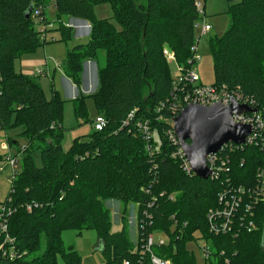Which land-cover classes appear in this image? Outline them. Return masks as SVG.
Returning <instances> with one entry per match:
<instances>
[{
  "label": "trees",
  "instance_id": "obj_1",
  "mask_svg": "<svg viewBox=\"0 0 264 264\" xmlns=\"http://www.w3.org/2000/svg\"><path fill=\"white\" fill-rule=\"evenodd\" d=\"M49 1L0 0V130L23 126L29 141L19 152L25 155L22 167L3 202L16 256L10 260L0 255V264H81L73 247L66 250L61 244V232L71 228L96 230L104 242L105 264L134 262L140 244L133 247L129 237V204L137 206L138 219L143 211L151 216L138 222L139 238L157 230L168 235V244L153 251L171 264H196L185 249L195 236L208 242L212 254L203 264H264V193L254 201L249 191L264 163V128L252 143L223 150L227 169L216 178L202 179L187 173L180 158L172 156L177 147L168 137L171 116L167 108L160 109L172 88L163 49L169 47L178 66H188L200 19L197 0H51L61 24L67 17L90 24L88 39L65 56L64 73L75 87L80 90L82 62L97 60L99 51L105 57L97 67L98 87L91 97L107 124L102 130L92 128L85 140L74 139L68 152L60 144L59 91L51 85L52 97L47 99L37 79L15 68L16 59L54 40H42V31L33 23L36 9L47 22ZM226 1L229 27L220 38H209L212 85L247 98L262 111L264 123V0ZM106 2L118 27L93 14L95 5ZM61 24V39H69L70 28ZM71 101L76 119L82 121L87 116L84 95ZM131 110L134 121L147 120L154 128L151 140L138 134L132 121L124 124ZM4 140L11 148L13 140L17 144L9 137ZM30 148L39 150L41 167L34 164ZM5 154L0 148L1 163ZM109 199L123 204L122 228L114 232L105 206ZM228 199L237 202L233 225L212 233L207 213ZM249 221L254 223L251 230ZM2 239L0 233V244Z\"/></svg>",
  "mask_w": 264,
  "mask_h": 264
},
{
  "label": "rangeland",
  "instance_id": "obj_2",
  "mask_svg": "<svg viewBox=\"0 0 264 264\" xmlns=\"http://www.w3.org/2000/svg\"><path fill=\"white\" fill-rule=\"evenodd\" d=\"M48 0H43V2L47 5ZM204 5L205 17L204 22L211 26V30L206 31V33H202V26L200 23L195 24V40L197 44L196 54H198L199 59L195 63V68L199 77V81L204 86H210L213 84V70L211 68L212 57L209 50V38L210 37H221L225 33V31L229 27V16L227 14V1L226 0H199ZM44 5V6H46ZM93 14L100 19H110L117 27L118 25L115 22L112 8L109 3L97 4L93 7ZM39 14H36L34 17H38ZM46 17L48 19L54 18V3L50 0L48 2V6L46 8ZM34 23V22H33ZM35 28L38 29L39 26L35 24ZM50 31L47 32V38L50 39ZM54 40L46 43L45 47H48L49 51H46L44 56L43 46H38L36 49V53H38V57L41 60H48L50 66L55 68V75L53 78L54 87L57 88L60 92L61 99L63 102L62 106V138L60 144L62 149L65 152H68L70 147L73 145V140L78 139L80 141L87 139L89 134L91 133L92 123L97 116L96 107L94 105V101H92L91 92H87L84 94V101L86 105V115L82 121L76 119L73 111V101H71L70 94H66L67 85L65 83H61V78L64 76L61 72V68L64 63V58L66 55L67 48H73V44L71 40H62L60 32L54 30L53 32ZM86 40V39H85ZM169 48V47H168ZM33 53V52H32ZM27 53L23 54L19 59L15 60V68L16 70H20V62L25 59V55L32 54ZM103 57V51L98 52V58ZM58 65V66H57ZM96 63L94 61L92 76L86 77V83H91L94 86V91L96 89L97 82V72L96 71ZM24 68V67H23ZM22 68V69H23ZM31 68V67H30ZM168 69L171 78H175L179 75L180 69H178V65L175 61L168 62ZM38 81L43 88L44 94L47 99L52 97L51 93V79L46 75H39ZM98 84V83H97ZM66 85V87H65ZM86 86V85H85ZM89 86V85H88ZM146 93V91H145ZM9 138L16 140V145L12 146L11 152L17 155V165L15 167L16 171H20L22 167V159L25 156L24 153H19L22 148L28 147V138L26 135H23L24 127L16 126L12 127L7 131ZM14 145V144H12ZM19 153V154H18ZM30 154L32 156L33 162L36 166L41 167L42 159L40 157V152L37 149L30 148ZM3 163V162H2ZM0 161V164H2ZM7 169V171H6ZM6 171V172H5ZM4 174V175H3ZM9 168H5L3 173H0V203H3L10 191V183L12 182L11 176L8 179ZM7 175V176H5ZM14 178V177H13ZM11 180V181H9ZM105 206L109 209L110 220H111V228L112 231H118L121 227L120 217L123 211L122 202L116 199H109L105 201ZM136 205L131 204L127 206L126 213L128 217V231L130 240L134 242L136 235ZM154 240L157 238L165 239V235L162 233L153 234ZM61 244H63L64 249L72 248L76 251L77 255L81 258V264H105V256L99 250V242L96 230L86 228V230H78V229H65L61 232L60 235ZM195 236L194 239H191L186 242L185 249L192 253L195 259L196 264H203V253L201 251V246L203 245V240L197 239ZM133 245V244H132ZM134 247V246H133ZM59 262H61L62 258L58 254L56 256Z\"/></svg>",
  "mask_w": 264,
  "mask_h": 264
},
{
  "label": "built area",
  "instance_id": "obj_3",
  "mask_svg": "<svg viewBox=\"0 0 264 264\" xmlns=\"http://www.w3.org/2000/svg\"><path fill=\"white\" fill-rule=\"evenodd\" d=\"M197 12H199L200 19L197 21V23H200L202 26V33H206V31L211 30V26L204 22L205 17V11H204V5L201 1L197 0L195 3ZM36 14H39V9H36L34 12V16ZM37 24L39 26L38 30L42 31L41 33V39L42 40H48L47 38V32H48V25L47 23H44L42 21V17L38 16L34 19V25ZM197 44L196 42L191 47V54L192 59L188 61V66L186 68H182L180 65L178 66V69H180V73L177 77L173 78L172 88L171 92L168 96L167 103H162L160 105V109L167 108V111L170 113L169 116H171V126L173 122V117L178 115L183 107H185L188 104H200L204 106H209V104H213L215 102H220L222 105H229L231 100L234 99L239 104H245L249 106L250 108H254L250 101L245 98L241 97L240 95H231L222 90L221 88H217L213 86L212 84L210 86H204L200 81L199 77L195 68V63L198 61L199 56L196 54ZM163 55L166 56V59L168 62L175 61L176 57L175 55L170 51L168 47H164L163 49ZM177 63V62H176ZM178 65V64H177ZM159 109V110H160ZM256 109V108H255ZM135 113L134 110H131L125 119V123L127 124L130 121H132L134 129L137 131L138 134H141L145 140L149 141L153 138L155 132L154 128L152 129L147 125V120H135ZM233 120L235 122H240L243 124H250L251 125V133L246 137V141L242 144H250L254 140L257 139L259 132L264 128V123L262 119V111L259 109H256V111L252 112H241L238 114L233 115ZM107 124L106 118L101 115L97 114L96 118L92 121V128L95 130H102ZM123 124V125H124ZM169 140L172 141V143L177 147L175 151L172 152L173 157H179L181 160V167L185 169L187 173L193 174L192 169L189 166V163L185 157V154H183V151L179 145V140H177V137L174 134L173 128L169 131ZM231 144H234L233 142H227L225 145H223L218 151L213 152L211 154H208L206 156V164L207 167H209L211 171V175L209 178H216L218 174L222 171H224L226 168V160L222 158L220 155L223 150H225L228 147H231ZM235 145V144H234ZM235 145V146H239ZM0 146L6 151V154L3 157V163L0 164V171L4 170V167L6 166L10 170L11 180L16 175V165H17V155L13 154L11 152V146H9L7 140H3V142L0 144ZM148 150H152L151 146L147 147ZM264 159V158H263ZM257 184L255 185V188L252 190H249L252 192V194H255L251 196L254 201H256L261 195L264 193V163L259 170H257ZM10 180V181H11ZM172 198V195L169 196ZM225 200V195L221 194L219 197V201L223 202ZM119 201V200H118ZM131 205V204H129ZM128 205V206H129ZM237 202L233 200H227L225 201L224 206L210 210L207 213V224H209V230L212 233H220V232H226L230 230L233 223L232 215L234 211L236 210ZM136 212H137V206H136ZM135 212V213H136ZM8 214L9 210L5 203H0V233L3 236L2 242L0 244V255L6 256L8 259L12 260L15 259L16 251L15 247L13 245V238L9 235L8 229ZM144 217L141 219L137 218L136 213V235L133 243L134 247H137L140 244V248L138 250V257L135 259L134 262L130 259H123L120 264H171L170 259L167 257L155 254L154 248H157V246H163L168 244V235L164 233L163 231H151L147 235H143V237H138V222L142 219H151V216L146 212L143 211ZM150 224V222H148ZM254 228V223L251 221L248 222V230H251ZM162 233L165 235V239L163 238H157L154 240L153 234L155 233ZM202 239L203 245L201 246V251L203 253V259L204 261L209 260L211 257L210 248L208 242L203 238L199 237L198 240ZM203 261V262H204Z\"/></svg>",
  "mask_w": 264,
  "mask_h": 264
},
{
  "label": "water",
  "instance_id": "obj_4",
  "mask_svg": "<svg viewBox=\"0 0 264 264\" xmlns=\"http://www.w3.org/2000/svg\"><path fill=\"white\" fill-rule=\"evenodd\" d=\"M30 10V9H29ZM256 111L234 99L229 105L220 102L204 106L188 104L173 117V131L185 154L194 176L207 179L211 171L206 164V156L218 151L225 143L242 144L251 133V125L235 122L233 115ZM101 251L104 242L98 239Z\"/></svg>",
  "mask_w": 264,
  "mask_h": 264
},
{
  "label": "crops",
  "instance_id": "obj_5",
  "mask_svg": "<svg viewBox=\"0 0 264 264\" xmlns=\"http://www.w3.org/2000/svg\"><path fill=\"white\" fill-rule=\"evenodd\" d=\"M56 18L57 17H55V11H54V18L53 19L52 18L48 19V17H47V22H46L47 25H48L47 29L50 31V34L52 36H53L54 30L58 31L57 30L58 26H59V24H61V22L59 20H56ZM62 24H63V26L69 27L70 30H71L70 37H69L68 40H71V42L73 44V47L78 45L79 42H85L88 39L89 35H90V32H91L90 24L85 19L67 17V18H64V22ZM60 35H62L61 32H60ZM53 38H54V36H53ZM45 46L46 45L44 44L43 45L44 56L46 54V51L47 50L49 51V49H48L49 46L48 47H45ZM68 49H70V48H67L66 50H68ZM35 51L36 50H34L33 53L30 52L32 54L25 55V59H23V61H21L20 64H19L21 69L17 70V71H20L22 73L28 74V75L34 77L35 79H37V81H38V76L39 75L49 76L50 79H51L50 86L52 85L54 87L53 78H54V75L56 74L55 73V68L49 65L48 60H46V58L44 60L39 59V57L37 55L38 53H36L37 51L36 52ZM102 58L103 59L98 58V56H97V60H94L97 67L99 65L101 66V65L104 64V60H105L104 52H103V57ZM94 61L87 59V60H84L82 62L81 82H80V90H79L77 87H75V85L73 84L72 80L67 75H65V73H64L65 60H64L63 66L61 68V72L63 73L64 76L61 78V83H65L67 85L68 88H66V92L65 93L66 94H70V96L72 98L71 100H73L74 98L79 96L80 93H82L84 95L87 92H91V93H92V91L94 92V86L90 82L86 83V81L88 80V77L92 76V70H93ZM97 67H96V71L95 72H97ZM86 77H87V80H86ZM97 83H98V76H97V82H96V85H95L96 88L98 87ZM66 85H65V87H66ZM55 89H57V88H55ZM57 91H59V90L57 89ZM59 96L61 98L60 92H59ZM8 137L9 136H8V132L7 131L4 132V131L0 130V144L3 142L4 139H6ZM12 142L14 144V140ZM12 146H15V145H12ZM0 148H1L2 151H4V149L1 146H0ZM3 171H1L0 173H3ZM6 171H7V169H6ZM9 175H11L10 174V170H9L8 176ZM5 176H7V175H5ZM9 178H10V176L8 177V179Z\"/></svg>",
  "mask_w": 264,
  "mask_h": 264
}]
</instances>
